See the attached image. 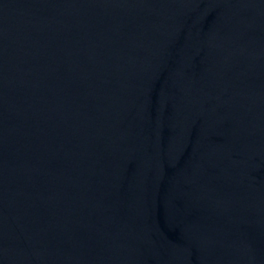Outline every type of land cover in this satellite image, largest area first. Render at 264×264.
Here are the masks:
<instances>
[{"label": "water", "instance_id": "obj_1", "mask_svg": "<svg viewBox=\"0 0 264 264\" xmlns=\"http://www.w3.org/2000/svg\"><path fill=\"white\" fill-rule=\"evenodd\" d=\"M0 264H264V0H0Z\"/></svg>", "mask_w": 264, "mask_h": 264}]
</instances>
